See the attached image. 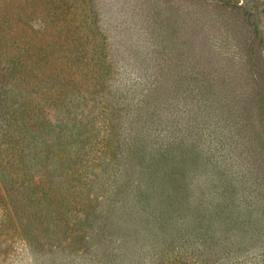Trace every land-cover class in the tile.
Masks as SVG:
<instances>
[{
	"label": "rangeland",
	"instance_id": "rangeland-1",
	"mask_svg": "<svg viewBox=\"0 0 264 264\" xmlns=\"http://www.w3.org/2000/svg\"><path fill=\"white\" fill-rule=\"evenodd\" d=\"M215 1L0 0V264L264 251V124L234 4L263 36L264 16Z\"/></svg>",
	"mask_w": 264,
	"mask_h": 264
},
{
	"label": "trees",
	"instance_id": "trees-1",
	"mask_svg": "<svg viewBox=\"0 0 264 264\" xmlns=\"http://www.w3.org/2000/svg\"><path fill=\"white\" fill-rule=\"evenodd\" d=\"M255 1L259 2V5H261L262 13L264 16V0ZM227 3L228 2L225 1L223 2V0H216L215 2H213L214 5H218L225 9L227 8ZM242 7V4L235 2V11L240 14L242 18H246L245 20L240 18V20L243 21V24L248 30L245 47L246 51L244 54L246 56L245 64H247V72L251 84V90L249 93L253 95V98L255 100L254 104L259 109L256 110L257 119L264 124V69L262 66L264 60V36L260 31L257 23L250 19V17H252V12H250V10L246 11V9ZM229 10L234 14L236 13L235 11H233V8ZM235 16L238 15L235 14ZM255 237L257 236L252 235L250 236V239H256ZM235 249H238V247ZM228 251L230 250H227L226 253H228ZM243 258L248 260L245 264L251 263L252 260L264 262V251H260L249 256H244Z\"/></svg>",
	"mask_w": 264,
	"mask_h": 264
}]
</instances>
